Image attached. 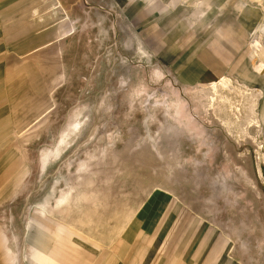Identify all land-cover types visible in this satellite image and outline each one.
Segmentation results:
<instances>
[{
    "label": "rangeland",
    "instance_id": "1",
    "mask_svg": "<svg viewBox=\"0 0 264 264\" xmlns=\"http://www.w3.org/2000/svg\"><path fill=\"white\" fill-rule=\"evenodd\" d=\"M188 4L211 29L206 40L231 39L222 76L243 92L218 91L238 97L237 109L210 82L180 84L160 57L169 33L143 22L171 20L172 7ZM33 9L38 47L19 56L36 59L19 69L20 86H33L28 98L20 87V104L34 122L0 176L4 224L25 232L34 209L60 194L113 197L120 222L123 202L133 209L161 187L227 236L241 264H264V0H37ZM220 24L230 33H215Z\"/></svg>",
    "mask_w": 264,
    "mask_h": 264
},
{
    "label": "crops",
    "instance_id": "2",
    "mask_svg": "<svg viewBox=\"0 0 264 264\" xmlns=\"http://www.w3.org/2000/svg\"><path fill=\"white\" fill-rule=\"evenodd\" d=\"M36 1L0 0L1 177L8 176V169L13 167L15 153L10 147L16 143L17 134L34 122L33 108H21L20 103L24 106L27 101H20V87L22 97L28 98L33 86L29 82L20 86V79H27L19 65L33 64L36 58L20 60L19 52L38 47L36 25L30 19L35 16ZM152 9L165 8L146 5L147 12ZM173 9L171 20L161 24V15L154 22L143 19L144 14L136 15L138 20L160 27L159 32L169 33L159 39L166 49L160 57L167 60L180 84L213 82L231 63L223 41H230V37L214 35L212 40H206L203 34L211 29L200 23L199 12L190 4L180 12ZM220 25L215 33H230L228 24ZM64 197L67 196L60 194L44 199L39 209L30 214L25 232L15 231L18 224L8 228L0 219V264H241L227 236L167 189H149L133 209L128 203L126 212L123 202V212L116 219L120 222L113 220L114 212L109 211L116 203L113 197L61 200ZM84 205L97 210L83 211Z\"/></svg>",
    "mask_w": 264,
    "mask_h": 264
},
{
    "label": "bare ground",
    "instance_id": "3",
    "mask_svg": "<svg viewBox=\"0 0 264 264\" xmlns=\"http://www.w3.org/2000/svg\"><path fill=\"white\" fill-rule=\"evenodd\" d=\"M256 42H257L256 40H252L251 41V45L252 46L256 45ZM230 84H231V86L233 88V93L235 94V96L237 94H240V93L243 92V88L240 87V86H234L232 81H231V79L229 77H227V76H222L221 78H218V80L210 82L209 83V87H210V90H212V91H214L216 93H219V95H218L219 98L222 99V100H225L226 103H228V105L230 107H233V109L234 108L237 109V104H235L236 103L235 101L238 100V97H235V99H234L233 97H230L228 94L221 93V92L218 91V88H227L228 85H230ZM251 121H252V119L250 118V120L248 122H251Z\"/></svg>",
    "mask_w": 264,
    "mask_h": 264
}]
</instances>
